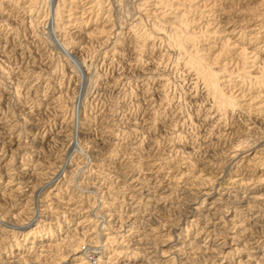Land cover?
<instances>
[{
    "label": "rangeland",
    "instance_id": "1",
    "mask_svg": "<svg viewBox=\"0 0 264 264\" xmlns=\"http://www.w3.org/2000/svg\"><path fill=\"white\" fill-rule=\"evenodd\" d=\"M75 244L264 264V0H0V264Z\"/></svg>",
    "mask_w": 264,
    "mask_h": 264
},
{
    "label": "bare ground",
    "instance_id": "2",
    "mask_svg": "<svg viewBox=\"0 0 264 264\" xmlns=\"http://www.w3.org/2000/svg\"><path fill=\"white\" fill-rule=\"evenodd\" d=\"M257 115V114H256ZM259 120V119H258ZM261 122V121H260ZM263 122V121H262ZM261 122V123H262ZM248 201L246 202H242L241 204H246ZM66 205H68V203H65ZM63 209V208H62ZM73 212H75V210H73ZM102 218H103V215H102ZM106 218V217H105ZM101 219V218H100ZM99 219V220H100ZM57 220V219H56ZM83 220V219H82ZM86 220V218H85ZM103 220V219H102ZM92 222V221H91ZM102 222V221H101ZM105 222V221H104ZM84 224V223H83ZM99 224V223H98ZM102 225V224H101ZM96 226V225H95ZM98 226V225H97ZM82 227V226H81ZM101 227V226H100ZM98 228V227H97ZM93 235V234H92ZM91 235V236H92ZM89 237V236H88ZM133 242V241H132ZM90 244H95L92 242V240L89 241ZM88 243V245H89ZM82 244V243H81ZM81 244H75L77 245V247H75L76 249H73V251L69 250V252H71V255H72V258L73 256H75L72 260V261H63L62 263L60 264H100V257H98L96 255V250L97 247H95L94 249H91L89 246H86L85 244L84 245H81ZM134 244H140L139 241L138 242H134ZM73 245L72 242H70L68 244V247L71 248ZM42 248L46 247V245L44 246H41ZM43 250V249H42ZM110 256V255H109ZM102 257V256H101ZM69 259V258H68ZM71 260V259H70ZM102 260V258H101ZM110 260H111V257H108L106 258V264H111L110 263ZM103 263V262H102Z\"/></svg>",
    "mask_w": 264,
    "mask_h": 264
}]
</instances>
